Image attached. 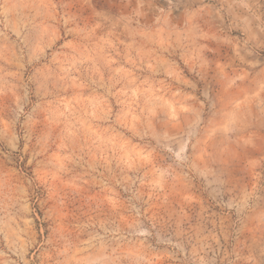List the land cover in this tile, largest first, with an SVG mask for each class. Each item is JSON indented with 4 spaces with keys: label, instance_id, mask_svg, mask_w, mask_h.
<instances>
[{
    "label": "rangeland",
    "instance_id": "374dc122",
    "mask_svg": "<svg viewBox=\"0 0 264 264\" xmlns=\"http://www.w3.org/2000/svg\"><path fill=\"white\" fill-rule=\"evenodd\" d=\"M0 264H264V0H0Z\"/></svg>",
    "mask_w": 264,
    "mask_h": 264
}]
</instances>
